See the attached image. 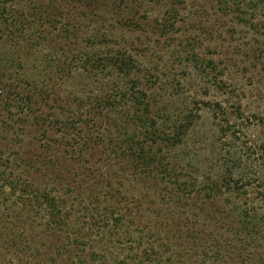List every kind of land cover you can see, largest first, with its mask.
<instances>
[{
	"label": "rangeland",
	"instance_id": "374dc122",
	"mask_svg": "<svg viewBox=\"0 0 264 264\" xmlns=\"http://www.w3.org/2000/svg\"><path fill=\"white\" fill-rule=\"evenodd\" d=\"M31 3L34 9L42 6L44 17L32 28L26 25L23 35L27 40L40 33L39 45L24 55L18 46L16 54L8 47L0 53L14 58L11 67L15 70L9 68L13 71L11 84L31 87L30 91H35L32 99L42 90L46 91L43 97L49 96H41L51 102L38 104L34 114L41 112L51 119L56 115L52 120L56 126L44 137L34 131L31 121L22 135L24 146L29 142L43 147L41 152L37 150L40 167L32 170H39L43 182L47 180L40 188L55 194L54 185L61 194L63 184L51 180L57 177L58 182L70 181L76 192L94 189L108 196L117 193L128 197L131 203L145 201L147 190L131 179L122 181L116 167H109L115 163L111 142L118 140V130L109 125L119 121L117 114L111 112L106 117L104 111L101 124L87 120L83 131L76 124L79 135L88 136L84 149L89 153L78 161L75 148L79 149L82 141L64 137L58 127L67 115L61 117L51 110L54 101L64 113L78 102L81 112L95 107L92 111L97 113L94 101L109 95L116 79H129H121L101 60L105 53L124 52L143 71L140 79L161 85L154 90L151 102L160 129L167 131L189 116L181 142L164 148L165 160L195 186L209 187L226 175L240 179L233 197L222 194L215 202L226 210L235 203L236 207L253 209L257 219L264 218V0H20L9 11ZM124 18L135 25L126 22L121 26L119 19ZM161 24L163 28H159ZM39 37L35 36L34 42ZM17 118L12 117L15 133L21 127ZM6 141L14 144L0 123V143ZM47 144L51 145L48 149ZM89 175H93L91 180ZM64 195L75 205L69 193ZM156 198L150 194L146 205L153 208ZM189 202L181 199L172 208L186 210ZM47 243L42 233L38 250L44 252ZM125 245L131 247L124 250L128 257L143 248ZM1 259V264H10L8 255Z\"/></svg>",
	"mask_w": 264,
	"mask_h": 264
},
{
	"label": "trees",
	"instance_id": "16d2710c",
	"mask_svg": "<svg viewBox=\"0 0 264 264\" xmlns=\"http://www.w3.org/2000/svg\"><path fill=\"white\" fill-rule=\"evenodd\" d=\"M19 1L0 0V49L5 51L8 47L11 54H16L15 46H18L24 55L39 45L42 37L37 33L26 40L23 30L26 25L32 28V24L43 19L44 11L42 6L34 9L33 3L9 11L11 5ZM131 21L119 19L123 27L126 22L135 25ZM159 28H163V24ZM35 36L39 38L34 42ZM103 57L101 61L107 66L110 64L109 70H115L121 79H129L126 82L116 79L111 93L94 101L92 106H96L98 112L92 111L95 107L81 112V103L76 102L73 110L64 113L55 101L51 110L61 117L67 115V120L59 122L58 130L62 135L82 141L79 149L75 148L78 161L89 153L86 151L88 136L79 135L76 126L83 131L87 120L95 124L104 111L106 117L111 112L117 114L119 121L109 125L118 130V140L111 142L110 149L115 163L109 167H116L122 181L131 179L141 190H147L143 193L145 201L131 203L128 197L117 193L108 196L105 191L94 189L76 192L70 181L58 182L57 177L51 180L59 186L63 184L61 194L54 185L55 194L39 187L47 180L43 182L39 170L36 173L32 170L40 167L37 150L41 152L43 147H34L29 142L24 146L22 135L31 121L34 131L44 137L52 131L53 125L56 126L52 121L56 115L51 119L41 112L34 114L38 104L51 102L43 100L49 96L43 97L46 91L42 90L32 99L35 91H30L31 87L11 84L13 71L9 68L15 70L11 67L15 61L2 52L0 123L14 144L0 143V258L8 255L10 264H264V221H261L264 218L257 219L253 209L236 207L235 203L226 210L215 202L222 194L233 197L239 190L236 188L240 179L226 175L209 187L183 180L165 160L163 150L181 142L187 132L189 116H183L167 131L160 129L154 121L151 102L154 90H159L161 85L155 80L140 79L143 71L131 55L114 52L105 53ZM65 105L70 106L68 102ZM13 115L21 122L19 133L13 132ZM120 128L122 133H119ZM262 161L264 167V158ZM87 178L91 180L93 175ZM68 193L76 200L75 205L65 197ZM150 194L157 197L153 208L145 203ZM185 198L190 201L186 210L172 208V204L181 199L185 201ZM76 212L79 215H74ZM194 225L198 229L193 228ZM42 233L48 242L44 252L37 246ZM125 244H134L138 249L142 245L143 248L128 257L124 252L127 250Z\"/></svg>",
	"mask_w": 264,
	"mask_h": 264
}]
</instances>
